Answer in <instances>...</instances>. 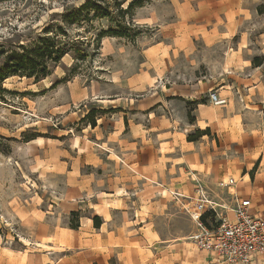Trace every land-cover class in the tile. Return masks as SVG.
<instances>
[{"label": "clouds", "instance_id": "1", "mask_svg": "<svg viewBox=\"0 0 264 264\" xmlns=\"http://www.w3.org/2000/svg\"><path fill=\"white\" fill-rule=\"evenodd\" d=\"M264 264V0H0V264Z\"/></svg>", "mask_w": 264, "mask_h": 264}, {"label": "crops", "instance_id": "2", "mask_svg": "<svg viewBox=\"0 0 264 264\" xmlns=\"http://www.w3.org/2000/svg\"><path fill=\"white\" fill-rule=\"evenodd\" d=\"M108 264H110V259H109V262H108Z\"/></svg>", "mask_w": 264, "mask_h": 264}]
</instances>
